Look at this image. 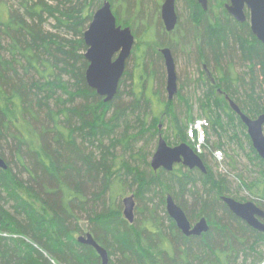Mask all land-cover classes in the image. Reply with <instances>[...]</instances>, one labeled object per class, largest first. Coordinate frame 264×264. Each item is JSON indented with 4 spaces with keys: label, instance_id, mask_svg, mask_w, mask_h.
<instances>
[{
    "label": "trees",
    "instance_id": "trees-1",
    "mask_svg": "<svg viewBox=\"0 0 264 264\" xmlns=\"http://www.w3.org/2000/svg\"><path fill=\"white\" fill-rule=\"evenodd\" d=\"M102 1L0 0V157L7 165L6 171L0 170V264H97L95 251L77 242L81 220L88 226L85 235L90 234L107 251L113 264H261L264 234L234 217L221 202V197L229 194L228 183L211 172L205 153L208 149L223 152L225 143L242 149L245 141L250 151L246 158L258 177L241 185L255 196L253 204L264 211V161L252 149L245 127L224 98L249 118L264 114V98L256 95L253 86H259L264 95V46L247 25L234 22L223 8L213 16L209 10L203 14L200 8L185 6L184 38L168 46L172 53L179 50L192 67L198 69L202 63L212 66L216 84L212 86L201 76L204 92L198 105L217 143L211 147L207 143L200 156L206 174L177 165L172 172L151 170L147 175L123 159L116 163L110 150L121 147L133 160L149 167L145 147L163 135L159 125L164 119L175 139L170 143L162 136L167 144L189 145L186 129L192 107L187 100L181 101L185 109L180 118L169 101L159 102L154 91L156 105H151L146 82L151 75L159 80L162 58L157 51L159 43H143L140 37L128 58L134 60L133 72L126 71L127 60L117 94L110 102L104 103L87 87L83 33ZM126 2L127 16L118 23L131 25L133 3ZM49 21L57 35L45 31ZM193 23L200 24L202 30L200 35L198 29L195 33L200 36L197 40ZM235 61L250 76V92L244 99L233 85L240 81L246 86V81L228 75ZM127 78L140 92L136 94L131 86L133 101L126 109H117ZM140 107L144 110L139 115ZM127 114H136L140 128L135 134H129ZM123 123V133L114 139ZM143 138V148L133 153L132 145ZM104 139L111 147L103 146ZM85 144L99 149L98 160ZM226 158L231 160L228 155ZM13 165L20 166L18 172L13 171ZM132 185L135 199L145 208L139 207L138 219L129 224L122 216L120 199ZM159 193L161 217L155 208L146 206ZM168 195L191 223L205 218L208 232L201 237L182 235L166 214ZM184 197L191 198L196 214L187 212ZM8 205L11 210L6 209Z\"/></svg>",
    "mask_w": 264,
    "mask_h": 264
},
{
    "label": "water",
    "instance_id": "water-1",
    "mask_svg": "<svg viewBox=\"0 0 264 264\" xmlns=\"http://www.w3.org/2000/svg\"><path fill=\"white\" fill-rule=\"evenodd\" d=\"M197 2L203 10H206V0H197ZM228 2L225 9L236 22H245V10L248 12L251 33L264 46V0H228ZM174 7V0H164L161 7V20L167 32L173 31L176 26L177 16ZM83 42L86 47L84 59L88 63L85 71L87 87L97 96L103 98L104 103H108L117 94L126 61L135 45L134 37L130 28L116 25L110 4L104 2L102 7L93 13L91 21L83 33ZM160 54L164 60L166 71L167 99L171 101L177 94L175 64L169 49H161ZM224 98L230 110L245 127L252 149L258 158L264 161V114L255 119L249 118L232 100L227 96ZM177 165L188 170H197L201 174L207 173L201 158L188 145L182 143L171 147L160 136L151 157V170L153 172L163 170L169 173ZM0 170H7V165L1 157ZM221 202L234 217L244 222L249 228L264 234V211L262 209L252 202L241 203L226 196L221 197ZM122 205L124 220L132 224L135 208L133 196L124 198ZM165 211L176 229L185 237H201L209 230L205 218H200L191 224L184 211L170 195L165 198ZM77 242L92 247L99 256L101 264H108L106 250L99 246L90 234L80 236Z\"/></svg>",
    "mask_w": 264,
    "mask_h": 264
},
{
    "label": "rangeland",
    "instance_id": "rangeland-1",
    "mask_svg": "<svg viewBox=\"0 0 264 264\" xmlns=\"http://www.w3.org/2000/svg\"><path fill=\"white\" fill-rule=\"evenodd\" d=\"M9 5H14V3L10 2L8 3ZM217 7H214L212 10L214 11L213 15H217ZM180 12V11H179ZM182 19H185V13L184 12H180ZM151 15V14H150ZM120 19H124L123 16H120ZM50 24H46L44 25V29L47 32L53 33L57 35V31L54 30L53 28H51V25L53 26L54 23L52 21H49ZM137 36L140 37L141 36V29L136 31ZM145 37L147 38L148 34L147 32H145ZM60 35L62 36L61 38H65L64 33H60ZM2 40H4L3 38H1V44L4 45L5 42H2ZM174 60H175V70H176V74H177V87H178V94L180 99L182 100H187L189 102V105H191L192 110H190L189 114L190 117L192 119V121H194L197 118H204L199 110V100L202 99V95L204 92V88L200 85L197 84V80H199V75H200V71L202 70V67L200 65V67L195 68L191 66V62L187 61L185 59H183V55L179 50H176L174 53ZM128 63V68H127V72H133V64H134V60L132 58L128 59L127 61ZM161 72H160V78L159 80H157V77L153 76L148 77L147 78V82H146V98H148L151 102L152 106L156 105V94L158 96V100L160 103H164L167 101V93L165 90V83H166V71H165V67L163 65V63H161ZM212 66H210L208 68V71H206L207 76L209 78V81L213 82V71L211 70ZM212 71V75L210 74V72ZM246 69L243 67L242 64H238L237 61L233 62V65H230L229 68V72L228 75H231L233 77V79H239V78H243L247 85L243 86L242 83L239 82V84L237 85L236 81L233 85V88L237 91L238 94H240V99H244L245 97V93H249L250 89L249 87L251 86V81H250V76L247 75L246 73ZM135 77L138 79L139 75L135 72L134 73ZM215 75V74H214ZM212 76V77H211ZM35 78V76L32 75V78ZM215 77V76H214ZM250 81V82H248ZM137 85H139L137 82H135ZM154 83V86H153ZM132 86V88L134 89L133 83L131 82V80H129L128 78L125 79V85L121 88L120 90V99L119 102L116 104V108L118 109L119 107H121L122 109H126L127 106L131 103V101H133V96L129 93L131 91L132 88H130ZM253 86L255 87V93L258 97H262L264 98V95L261 94V90L259 88V86H257L256 84H253ZM136 90V94H138L140 92V89L136 88L134 89ZM155 93H154V92ZM174 102V110L175 113L177 114L178 117L183 118V114H184V107L181 104L180 100L177 99L176 97H174V99L172 100ZM121 109V110H122ZM115 110V109H113ZM112 110V111H113ZM144 108L140 107L139 111H137V113L142 114L143 113ZM152 111L154 113H156V107H152ZM160 113V112H158ZM126 126L129 128V134H135L138 129L140 128L139 124L135 121V117L136 114H127L126 116ZM190 119V123L192 122ZM190 123L187 124V128L190 125ZM169 123L167 122V120H163L162 124L159 125V129L162 132V136L163 137H168L169 142L173 143L175 141L174 137L172 136L171 133V129L169 128ZM125 128V123H123L121 125V127L118 129V131L115 132L114 134V139H119V135L121 133H123ZM235 129V128H234ZM187 130V129H186ZM236 131V129L234 130V132ZM157 140V138H156ZM156 143L157 141H153V143H151V145L147 148L145 147V150L149 153V158L147 159L148 163L150 164L151 161V157L153 156L155 149H156ZM208 145L211 147V145L217 143V137L215 134H213L211 132V130L209 129L208 131ZM85 146L88 148V151L93 152V157L98 160L100 158V152L99 149L96 148V146L94 147H88L87 144H85ZM103 146L106 147H111V143L109 142L108 139H104L103 140ZM144 146V138L142 140H139L138 142H136L134 145H132V150L133 153H138L140 151L141 148H143ZM171 146V145H170ZM84 147V148H86ZM172 147V146H171ZM86 151V152H88ZM207 152L206 154V158H207V166L209 167V169L211 170V172H213L214 175L216 176H221L223 177L227 183H228V189H229V194L226 195L229 198H234L237 199L239 202L241 203H245V202H252L253 199H255V196L250 193L249 191H247L242 185L241 183L244 184H248L252 181H254L255 178H257V169L254 168L253 164L249 163L247 158H246V154H249V146L248 144L242 140V149H240L238 147V145H236L235 143H225L224 146V151L223 153V159L221 162H217L213 159V154L210 152V150H206ZM215 151V150H213ZM212 151V152H213ZM110 153L113 154V157L115 158V162L118 163L120 162L121 159L127 161V163H129L131 166L133 167H139L140 171H144L147 173V175L150 174V166L147 167L145 164H143L140 160L137 159H132V157L130 156V152H124L122 150L121 147H114V149L110 150ZM225 154V157H224ZM211 157L209 158L208 156ZM226 155H228L231 160H229L228 158H226ZM109 161H112L111 157H108ZM13 171L14 172H18L20 166L19 165H13L12 166ZM25 178V176H24ZM126 182L127 184L131 183V178H126ZM136 190L135 185L130 186L128 188H126V195H124L121 199L120 202L129 196H133L134 198V202H135V208H134V218L135 220L138 219V216L136 215L137 213V209L140 208H145V206L143 207V203L142 202H138L135 197H134V191ZM254 196V197H252ZM161 198V194L159 193L156 197H153L152 199V204H147L146 206L148 207V209L151 208H155L156 210V214L158 216H162V208L159 205V200ZM146 199V198H145ZM149 199H151V197H149ZM183 204L185 205L187 212L188 213H195L197 211V208L192 206V200L190 197H184L182 199ZM253 203V202H252ZM142 206V207H141ZM7 210H11L9 205L6 206ZM122 211H123V205H122ZM140 219V218H139ZM197 220H195L193 223H195ZM165 225H167V223H165ZM79 226L81 227L82 233H86L88 226L87 223L84 220H81L79 223ZM264 253V250H263ZM261 264H264V260Z\"/></svg>",
    "mask_w": 264,
    "mask_h": 264
},
{
    "label": "flooded vegetation",
    "instance_id": "flooded-vegetation-1",
    "mask_svg": "<svg viewBox=\"0 0 264 264\" xmlns=\"http://www.w3.org/2000/svg\"><path fill=\"white\" fill-rule=\"evenodd\" d=\"M131 1L133 3V10H131L132 13H131L130 17L134 16L133 17V20H131V25L130 24L124 25V24H119L118 23L119 22V19H120V16H123V17H126L127 16L126 6H127L128 2H126V0H115V1L103 0L102 3H101V5L95 11H97L98 9H100L102 7V5L104 4V2H108L110 4L111 12H112V14L115 17L116 25L117 26H121L122 28H125V27L130 28L131 33H132V35L134 37V40H135V45H136L137 40L139 38L136 35L137 34L136 31L141 29V33L142 34H141L140 38H142V42L143 43H148V42L149 43L150 42L151 43L152 42L159 43V47L157 48V51H158L159 54H160V50L161 49H164V48L169 49L170 52H171V55H172L174 64H175L174 55H173V53H172V51H171V49H170V47L168 45L169 44H172L173 46H175V44H177V42H179L181 39L184 38V34L182 33L183 30H182L181 26H182V24L184 22H186L185 21L186 18H185V20L182 19L180 12L182 11V12L185 13V10H186L185 9V6L186 5L187 6H189V5L190 6H193L194 9L200 8L201 11L203 12V14L207 13L208 10H209V11H211L212 15L214 14V11L212 10L214 7H217L216 8L217 9V15L220 14V12H221V10L223 8L225 10L227 16H229L234 22H236L227 13V11L225 9V6L227 4H229L228 0H206V3H207L206 10H203L202 9V7L198 4L197 0H188V1H190L189 4H187V3L185 4L186 0H174V6H175L174 8H175L176 16H177V22H176V26H175L174 30L171 31V32H167L165 30V27H164L163 22L161 20V7H162V4H163L164 0H153V2H149L148 0H131ZM142 5H143L142 10H143V14H144V15L142 14L143 17L140 16V11H141L140 9H141V6ZM151 11H153V13H151ZM150 13H151V15H150ZM213 16H216V15H213ZM245 17H246V21L245 22H243V23L236 22V23L237 24L247 25V27H248V29H249V31L251 33L250 24H249V15H248V12L246 10H245ZM192 26L194 27L193 35L197 32V29L199 30V35H200V32H202L201 27H200V24L195 26V24L193 23ZM145 32H147V34H148L147 38L145 37V35H146ZM194 36H195L194 38H196V40H197V36L198 35L195 34ZM198 37H200V36H198ZM160 56H161V54H160ZM161 58H162V56H161ZM162 63L164 65L163 58H162ZM201 67H202V70L200 71V75H199L198 78L201 80V78L205 76V78H207L209 80V78L207 76V73H206V71H208L207 65H205V64L202 63ZM175 72H176V70H175ZM210 74L212 75V71L210 72ZM176 77H177V74H176ZM197 84H201L199 80H197ZM210 84L212 86H215L216 83H215L214 79H213V82L210 81ZM153 86H154V83H153ZM165 86H166V83H165ZM165 90H166V87H165ZM218 91L220 92V95H223V93L220 90H218ZM175 97L177 99H179L180 102L181 101H184V100L180 99V97H179L178 87H177V94H176ZM172 100L169 101L167 99V101H169L171 103L172 108L174 109V102ZM188 114H189V112H188ZM160 136H158V138ZM156 145H157V143H156ZM168 146H170V145H168ZM172 147H174V146H172ZM191 224H194V223H191ZM80 235H83L84 236L85 233H81L78 236H80ZM88 247H90V246H88ZM90 248L93 249L92 247H90ZM96 256H97V258L99 260V262L97 264H101V260H100L99 256L97 255V253H96ZM108 259H109L108 264H113V262H111L110 258H108Z\"/></svg>",
    "mask_w": 264,
    "mask_h": 264
},
{
    "label": "built area",
    "instance_id": "built-area-1",
    "mask_svg": "<svg viewBox=\"0 0 264 264\" xmlns=\"http://www.w3.org/2000/svg\"><path fill=\"white\" fill-rule=\"evenodd\" d=\"M208 130L209 122L205 118H197L189 125L187 139L197 155H204L205 153L206 144L208 142ZM212 154L215 161H222L223 153L220 150H215Z\"/></svg>",
    "mask_w": 264,
    "mask_h": 264
},
{
    "label": "bare ground",
    "instance_id": "bare-ground-1",
    "mask_svg": "<svg viewBox=\"0 0 264 264\" xmlns=\"http://www.w3.org/2000/svg\"><path fill=\"white\" fill-rule=\"evenodd\" d=\"M188 129H189V126H188V128H187V130H186V136H187V131H188ZM166 197H167V196H166ZM79 237H80V236H79ZM79 237H78V238H79ZM78 238H77V239H78Z\"/></svg>",
    "mask_w": 264,
    "mask_h": 264
}]
</instances>
